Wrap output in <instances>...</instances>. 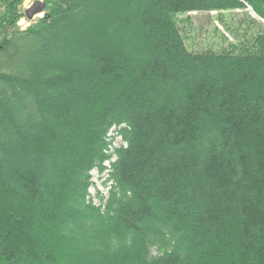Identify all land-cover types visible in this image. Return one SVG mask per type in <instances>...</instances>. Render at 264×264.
Returning a JSON list of instances; mask_svg holds the SVG:
<instances>
[{"label":"trees","instance_id":"trees-1","mask_svg":"<svg viewBox=\"0 0 264 264\" xmlns=\"http://www.w3.org/2000/svg\"><path fill=\"white\" fill-rule=\"evenodd\" d=\"M45 1L0 40V264H264V0Z\"/></svg>","mask_w":264,"mask_h":264},{"label":"rangeland","instance_id":"rangeland-1","mask_svg":"<svg viewBox=\"0 0 264 264\" xmlns=\"http://www.w3.org/2000/svg\"><path fill=\"white\" fill-rule=\"evenodd\" d=\"M35 1H37V0H24L23 4L21 5V10L23 12H25L26 9L28 7H30ZM248 10L250 12H252L250 10V8ZM215 14H216L215 12L208 13V12H204V11L203 12L194 11V12H190L188 14L191 16V21L193 22V24L195 25V28L197 29L196 30L197 34L195 35V43H196L195 48L196 49L197 48H199V49L203 48L204 43L209 42L210 45L215 43V40L212 37V33L209 31L213 28L215 23H216L215 25H218L217 20H213L215 18V16H214ZM252 14H253V12H252ZM44 15H45V13H42L41 15H38L35 19H33L31 21L26 19V17H23L19 21L18 26H10V27H8V29L6 31H3V34L0 36V40H2V38H4L5 36L7 37V35L11 36L13 30H17V29L25 30V29H27L28 26L37 22L38 19L43 17ZM221 28L224 31V28L222 26H221ZM3 64H4L3 57H0V65H3ZM114 132L115 131L113 129L111 134H113ZM121 143H122V140L118 136L115 140L114 145L120 146ZM93 175H94L93 179L95 181V185L93 187H91L92 195H95V193L98 189L103 190L107 193L108 187H106L104 184L105 178L99 174L98 170H94ZM94 200H95L96 204L100 203L98 198H95Z\"/></svg>","mask_w":264,"mask_h":264},{"label":"water","instance_id":"water-1","mask_svg":"<svg viewBox=\"0 0 264 264\" xmlns=\"http://www.w3.org/2000/svg\"><path fill=\"white\" fill-rule=\"evenodd\" d=\"M47 3L44 0L35 1L30 7L25 11V16L28 20H33L38 15H41L45 12Z\"/></svg>","mask_w":264,"mask_h":264}]
</instances>
